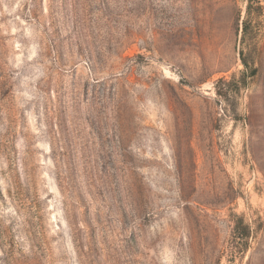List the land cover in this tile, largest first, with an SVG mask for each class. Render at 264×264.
Returning <instances> with one entry per match:
<instances>
[{"label": "rangeland", "instance_id": "rangeland-1", "mask_svg": "<svg viewBox=\"0 0 264 264\" xmlns=\"http://www.w3.org/2000/svg\"><path fill=\"white\" fill-rule=\"evenodd\" d=\"M0 264H264V0H0Z\"/></svg>", "mask_w": 264, "mask_h": 264}, {"label": "trees", "instance_id": "trees-1", "mask_svg": "<svg viewBox=\"0 0 264 264\" xmlns=\"http://www.w3.org/2000/svg\"><path fill=\"white\" fill-rule=\"evenodd\" d=\"M244 64H246V62H244ZM254 74V70H251V75H253Z\"/></svg>", "mask_w": 264, "mask_h": 264}]
</instances>
